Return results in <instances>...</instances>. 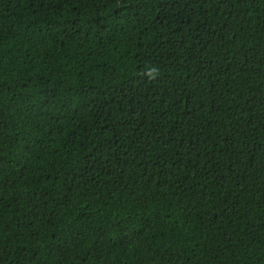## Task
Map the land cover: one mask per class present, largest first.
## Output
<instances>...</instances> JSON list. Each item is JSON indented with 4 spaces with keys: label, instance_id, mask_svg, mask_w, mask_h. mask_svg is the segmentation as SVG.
I'll use <instances>...</instances> for the list:
<instances>
[{
    "label": "trees",
    "instance_id": "16d2710c",
    "mask_svg": "<svg viewBox=\"0 0 264 264\" xmlns=\"http://www.w3.org/2000/svg\"><path fill=\"white\" fill-rule=\"evenodd\" d=\"M0 264H264V0H0Z\"/></svg>",
    "mask_w": 264,
    "mask_h": 264
}]
</instances>
